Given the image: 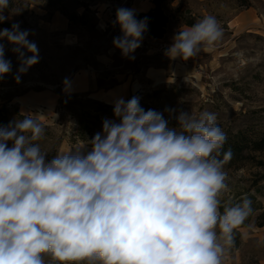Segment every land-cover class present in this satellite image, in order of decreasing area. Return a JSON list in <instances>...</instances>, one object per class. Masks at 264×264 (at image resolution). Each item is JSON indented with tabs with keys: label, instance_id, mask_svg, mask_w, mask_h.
<instances>
[{
	"label": "clouds",
	"instance_id": "obj_1",
	"mask_svg": "<svg viewBox=\"0 0 264 264\" xmlns=\"http://www.w3.org/2000/svg\"><path fill=\"white\" fill-rule=\"evenodd\" d=\"M9 6L0 0V23ZM113 23L122 33L114 47L134 59L147 18L120 7ZM29 35L18 23L0 30L19 61L17 83L39 63ZM223 35L207 15L181 27L165 54L188 60ZM10 72L0 43V79ZM63 83L68 90L70 81ZM113 114L88 145L50 161L36 143L45 130L33 114L0 127V264H222L253 208L244 197L221 211L232 152L224 151L227 134L216 114L181 111L171 128L137 96L117 98Z\"/></svg>",
	"mask_w": 264,
	"mask_h": 264
},
{
	"label": "rangeland",
	"instance_id": "obj_2",
	"mask_svg": "<svg viewBox=\"0 0 264 264\" xmlns=\"http://www.w3.org/2000/svg\"><path fill=\"white\" fill-rule=\"evenodd\" d=\"M12 1L15 8L7 16L3 14L5 22L30 31L28 38L38 46L40 59L17 83V56L12 45L0 41L5 45V58L12 62V72L0 79V119L6 127L22 113L33 114L44 126V136L36 143L47 153L46 160L88 145L73 139L75 116L58 109L60 94H79L107 104L113 117L117 98L127 101L137 96L145 110L161 112L165 120H176L181 111L195 117L208 111L216 114V123L226 134L262 130L264 0H256L246 10L238 9L233 0H175V6L189 9L200 19L215 16L224 33L221 41L188 60L165 54L173 36L185 27L172 19L162 39L142 40L132 54L134 59L122 56L114 47L113 39L122 35L119 25L113 23L116 9L145 13L148 0H66L55 7L46 0H31L28 11L20 7L19 0ZM72 13L85 14V18L71 23L64 14ZM65 78L70 81L68 90ZM260 171L250 163L225 170L228 188L220 199L225 203L241 199L242 195H234L243 194L252 174ZM258 187L260 193L252 188L250 194L264 207V182ZM240 232L241 246L231 254L225 252L222 264H264V227L250 225ZM46 264L59 262L46 258Z\"/></svg>",
	"mask_w": 264,
	"mask_h": 264
},
{
	"label": "trees",
	"instance_id": "obj_3",
	"mask_svg": "<svg viewBox=\"0 0 264 264\" xmlns=\"http://www.w3.org/2000/svg\"><path fill=\"white\" fill-rule=\"evenodd\" d=\"M20 7L24 11H28L31 0H19ZM48 5L55 7L57 4H61L66 0H46ZM152 8L145 13H136L137 19L147 18L148 28L143 34V39H162L166 34V28L169 21L172 19L181 26H191L197 22L200 18L195 16L189 9L175 6V0H148ZM238 9L252 8L256 0H233ZM15 8V4L10 0V6L3 14L8 15ZM67 19L73 23L83 21L85 14L77 15L76 13L64 14ZM11 24L8 22L0 23V28H10ZM132 98V97H131ZM130 98V99H131ZM58 109L61 111L69 112L75 116L76 129L74 130L73 139L89 144V140L97 133L102 131V121L107 119H115L112 115V107L102 102L86 99L79 94L71 95H59ZM78 109V110H74ZM22 118V116H19ZM171 128L177 127L176 120H166ZM4 121L0 119V127H5ZM179 130V129H178ZM231 150L232 157L224 164V169H237L244 163H250L252 166L261 169L260 172L252 174V181L248 188L243 189L244 193H236L235 198L243 196L236 202L230 201V203L240 202L244 197H247L252 201L253 213L245 221V223L236 230L235 245L228 249V254L233 253L239 249L242 243V236L240 230L250 225L257 228L264 227V207L257 200L255 195L250 194V190L254 188V192L260 193L258 184L264 182V157H257L256 154H264V126L259 132L249 133L245 130H238L235 133L227 134V142L224 145V151ZM222 158V157H221ZM222 202L221 211H223V205L227 204ZM262 253H264V244H262ZM224 262V260L222 261Z\"/></svg>",
	"mask_w": 264,
	"mask_h": 264
},
{
	"label": "crops",
	"instance_id": "obj_4",
	"mask_svg": "<svg viewBox=\"0 0 264 264\" xmlns=\"http://www.w3.org/2000/svg\"><path fill=\"white\" fill-rule=\"evenodd\" d=\"M146 4H147V10H149V9L151 8L152 5H151V3H150L149 1H147ZM147 10H146V11H147ZM141 12H143V11H141Z\"/></svg>",
	"mask_w": 264,
	"mask_h": 264
}]
</instances>
